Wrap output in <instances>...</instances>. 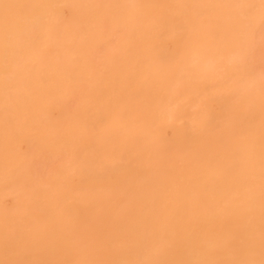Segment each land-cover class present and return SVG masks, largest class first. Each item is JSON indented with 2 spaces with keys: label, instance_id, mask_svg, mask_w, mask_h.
<instances>
[{
  "label": "bare ground",
  "instance_id": "1",
  "mask_svg": "<svg viewBox=\"0 0 264 264\" xmlns=\"http://www.w3.org/2000/svg\"><path fill=\"white\" fill-rule=\"evenodd\" d=\"M0 264H264V0H0Z\"/></svg>",
  "mask_w": 264,
  "mask_h": 264
},
{
  "label": "rangeland",
  "instance_id": "2",
  "mask_svg": "<svg viewBox=\"0 0 264 264\" xmlns=\"http://www.w3.org/2000/svg\"><path fill=\"white\" fill-rule=\"evenodd\" d=\"M43 165V164H42Z\"/></svg>",
  "mask_w": 264,
  "mask_h": 264
}]
</instances>
